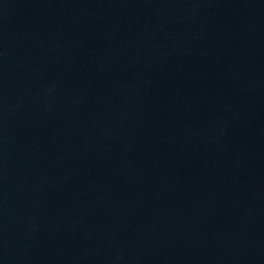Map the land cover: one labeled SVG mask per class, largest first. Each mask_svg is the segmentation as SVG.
Listing matches in <instances>:
<instances>
[{
	"label": "water",
	"instance_id": "95a60500",
	"mask_svg": "<svg viewBox=\"0 0 264 264\" xmlns=\"http://www.w3.org/2000/svg\"><path fill=\"white\" fill-rule=\"evenodd\" d=\"M0 195L47 264H264V0H0Z\"/></svg>",
	"mask_w": 264,
	"mask_h": 264
}]
</instances>
